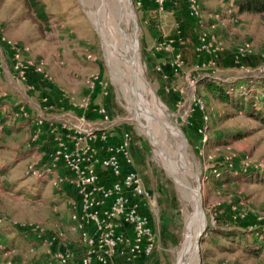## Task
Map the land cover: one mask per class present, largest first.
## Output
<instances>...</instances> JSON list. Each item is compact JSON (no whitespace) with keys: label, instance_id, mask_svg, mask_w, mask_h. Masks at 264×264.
<instances>
[{"label":"rangeland","instance_id":"1","mask_svg":"<svg viewBox=\"0 0 264 264\" xmlns=\"http://www.w3.org/2000/svg\"><path fill=\"white\" fill-rule=\"evenodd\" d=\"M39 1L44 6L40 19L25 0H0V264H52L57 252L71 253L68 264H83L82 258L88 256L84 255L80 231L70 229L76 224L73 214L80 212V205H74L69 215L63 200H53V186L62 182L53 184L56 175L42 165L49 157L42 160L40 156H29L28 161L24 159L13 167L22 150L36 148L40 120L54 112L41 110L40 101L49 102L50 94L35 86L38 75L30 77L34 82L27 89L25 79L30 69L48 82L56 77L65 90L76 91L82 80L98 90L103 88L105 96L121 104L113 111L121 114L127 128L122 139H127L129 151L132 143L138 164L145 170L146 179L132 168L130 157L129 169L141 177L148 192L145 197L129 198H140V211L149 218L153 233L150 251H132L135 231L130 224L115 220L116 228L125 233L122 244L108 254L99 247L102 240L99 243V236L94 234L98 239L97 245L91 246L90 264H177L187 236L197 239V181L202 197L201 233L187 264H264V249L258 250L242 235L226 239L219 234L225 229L217 227L216 222V216L227 218L228 207L238 211L232 213V218L253 212L264 219V179L256 171L264 166V125L244 109L217 100L202 85L210 79L235 92L237 85L242 88L247 82L256 98L258 89L264 92V15L237 13L226 0H195L196 10L191 0H154L162 37L153 41L141 19L147 5L141 0H123L130 4L138 23L135 30L130 15L129 33L137 35L134 88L132 67L123 56L127 39L121 33L125 28L120 22L121 0ZM171 27L175 35L164 34ZM203 38L209 50L200 46ZM4 43L11 47L13 58L17 51L28 64L24 79L14 75ZM35 87L44 95L32 91ZM75 91L70 90L71 100L81 107L88 94ZM196 105L203 108L206 117L192 131L187 126H191L189 119ZM145 107L152 109V116L142 110ZM18 108L23 113H18ZM105 111L110 126L115 117ZM28 112L30 129L5 139L4 127ZM10 113L16 119L8 120ZM136 115L150 131L137 123ZM188 130L192 135L187 134ZM175 131L184 135L183 142L180 132ZM178 151L188 168L178 161ZM69 175H62L65 183H70ZM98 177L99 184L107 186L117 179L104 168L103 176L98 173ZM39 180L40 186L36 187L33 182ZM57 207L59 210L54 209ZM60 212H67L73 222L62 220ZM49 235H55L50 245L44 241ZM100 257L105 261L101 263Z\"/></svg>","mask_w":264,"mask_h":264},{"label":"built area","instance_id":"2","mask_svg":"<svg viewBox=\"0 0 264 264\" xmlns=\"http://www.w3.org/2000/svg\"><path fill=\"white\" fill-rule=\"evenodd\" d=\"M191 1V7L196 10L195 0ZM211 37L213 38V35ZM206 43L203 38L200 46L209 50L210 48ZM12 64L15 71L14 75L19 79H24L28 64L17 51L14 52V58L12 57ZM174 65L178 67L179 63L174 62ZM89 100L90 97L87 95L84 102L81 103V107H84L83 110L86 109ZM18 109H20L18 113H23L22 108ZM97 111L102 115L104 121L108 120L104 107L99 106ZM84 120L85 118L81 117L78 123L74 125L78 134L74 137L73 148H69L63 141L59 142L49 152V164L45 166L47 170L51 171L58 164H61L70 174H68L70 184L80 195V212L73 214V219L76 220L73 227L80 231V242L84 244V255L88 253L87 257L82 258V262L83 264L91 263L90 258L93 254L92 249H94L91 246L92 244L97 245L96 240L98 239L94 234L99 236V243L100 240L103 242L99 244V247L101 246L108 254L117 251V245L122 244L125 233L116 228L115 220L130 224L135 231V239L130 245L132 251L147 254L151 249L153 240V233L148 222L149 218L140 211L141 206H139L138 201L140 198L129 197L135 195H144L145 197L148 192L143 187L141 177L135 171L122 169L121 160L128 164L130 162L127 139H122L119 143L112 145L108 153L100 155L88 142L80 144V140L96 137L98 130V128H92L85 124ZM80 132L82 134H79ZM98 165L107 170L111 176L117 178L109 186L99 184L96 171ZM65 179L57 176L54 183L63 182ZM88 223L92 224L91 228L88 227ZM141 236L145 238L144 242H142ZM44 241L49 245L54 243L55 235L47 236ZM70 254L67 252L55 253L52 264H68ZM98 260L101 263L105 261L102 257ZM80 264L82 263L80 262Z\"/></svg>","mask_w":264,"mask_h":264},{"label":"crops","instance_id":"3","mask_svg":"<svg viewBox=\"0 0 264 264\" xmlns=\"http://www.w3.org/2000/svg\"><path fill=\"white\" fill-rule=\"evenodd\" d=\"M166 26V23L163 21L162 22V27L164 28ZM164 34L171 36L174 34L173 27L169 28ZM175 35V34H174ZM37 76L36 82H38L36 85H39L41 88H43L44 92L48 91L47 93L50 94V100L47 98V103L41 102L40 101V106L41 110H49V111H54L52 112L49 117H44L40 120V129L38 135L39 143L36 146V148L32 151H27V150H22L20 155V158H16V162L13 163V167H17L19 162L23 161H28L29 156H40L42 160H44L46 157H48L49 152L55 148L59 142H65L69 148H73V141L75 135L78 134L76 131V128L74 127L75 124L78 123L81 117H84L86 120V123L91 126L92 128H98L96 131V137L92 139H84L80 140V144H86L87 142L89 145L98 153V154H106L109 152V149L112 145L117 144L121 141L122 139V134L124 133V129H127L126 126L121 122V114L118 115L116 111V108H118L120 105L116 102H112L111 98H108L106 95V91L103 90V88H100V90L97 89V87H93L91 84L86 85L83 80L82 82L80 81L77 90L75 91L74 89H71L72 92L78 93L80 92L82 94L87 93L90 98V105L86 107L85 110H83L81 107L76 106V102L71 100L70 96V90H65L61 84H58L56 77H54V80L52 79L51 81H46L45 76L40 73L37 74L35 73L32 69L28 70V75L27 79H25V85L27 89L30 86V83L34 82V79L32 80L31 78L33 76ZM42 75V76H41ZM31 77V78H30ZM38 77L40 78L39 81L37 80ZM52 78V77H51ZM32 81V82H31ZM33 86V85H32ZM32 89V88H31ZM68 89V88H67ZM79 89V90H78ZM43 90H40L38 87H35L32 89V91H37L40 92V96L44 92ZM66 91V94H65ZM51 101V102H50ZM116 103V104H115ZM103 105L105 109H107L108 113H113V117L115 119V122L109 126V122L104 121L101 117V114L97 111L98 106ZM115 108V109H114ZM114 110V111H113ZM83 111V113H82ZM111 111V112H110ZM87 114V115H85ZM22 115V114H20ZM14 116L12 113L8 115V120L10 118H13ZM16 116V115H15ZM64 116H66L64 118ZM27 118V119H23ZM16 119V118H13ZM30 117H29V112L27 115L20 117V120L13 121L11 124H9L7 127H4V133L6 135L5 139H10L11 135L14 133H20L23 131H28L29 125H30ZM71 120V121H69ZM70 123V124H67ZM72 126V128H70ZM130 145V157H133V167L132 163L128 164L124 161L121 160L123 170L129 169V168H135L140 174H143L145 179H146V174L145 170L143 171L142 168H140L137 158L134 155V152L132 151V143L129 142ZM132 154V155H131ZM47 159V162H43L42 165L47 166L49 164V159ZM46 161V160H45ZM9 164V163H8ZM40 166V163H39ZM144 172V173H143ZM97 173L103 176V168L101 166H97ZM51 174L54 176V174L60 177L65 176L66 174L68 175V172L66 169L61 165L58 164L56 167H54L51 171ZM63 175V176H62ZM30 176H27L29 179ZM65 178V177H63ZM148 180V179H147ZM48 181V180H47ZM40 180L38 182H33L36 187L40 186ZM49 182V181H48ZM64 182V181H63ZM61 183V184H54L55 188V193L53 196V200L58 201V200H63V204H65V207L68 210V213L72 212V208L77 207L81 204V200L79 199V195L75 193L73 187L71 186L70 183ZM148 187V186H147ZM73 190V191H71ZM73 192V193H71ZM70 193L72 195H70ZM62 198V199H61ZM59 201V202H60ZM55 210L59 208H54ZM64 213V212H63ZM68 213L65 212L64 214H61L60 212V217L62 220L65 222L67 221L66 219H69L68 224L72 223L71 217H68ZM89 228L92 227V225H88ZM73 226H70V229H72ZM74 229V228H73ZM124 229V228H123ZM129 234H131V230L128 228L126 229ZM70 247V246H69Z\"/></svg>","mask_w":264,"mask_h":264},{"label":"trees","instance_id":"4","mask_svg":"<svg viewBox=\"0 0 264 264\" xmlns=\"http://www.w3.org/2000/svg\"><path fill=\"white\" fill-rule=\"evenodd\" d=\"M226 1H229L230 9H235L237 13L264 15V0ZM25 2L32 10H34L36 16L39 19L43 18L44 6L42 3H40L39 0H25ZM141 3H143V5H147V7H144L145 9L141 8L142 6L140 5V9H143L141 19L145 22V27L150 36V39L153 41H158L162 37V30L160 28L159 16L156 12L157 8H155V2L154 0H141ZM4 48L6 52H8L9 61L11 60L12 63V56L10 55L11 47H7V45L5 46L4 43ZM45 80L47 81L46 78ZM202 85L217 100L232 105L237 109H244L245 113L264 125V92L262 91V89H258V92L260 94L257 95L256 98L254 96V92H251L249 83L247 82L242 84V88L237 85L235 87V92H232L231 88L227 87L226 84H222L221 82L210 79L204 80L202 82ZM237 88L240 89L238 90ZM244 89L245 93L242 92V90ZM170 90L172 89H169V91ZM176 94L177 92L175 91V98H177ZM202 112H205L203 111L202 107H200L199 105L194 106L192 115L189 119V123L191 126H187L188 129L191 128L192 131H194V128L198 124V121H200V119L203 121L202 117L206 116V114ZM20 116L22 117V115ZM189 132L190 131L188 130L187 134H189ZM215 168L217 169L219 168V166L217 165ZM256 171H258V174L262 175L261 179H264V166L260 167L259 169L257 168ZM227 210L229 212V214L226 215L227 218L222 217V215L216 216L217 227L225 229L224 231H220L219 234L224 235L226 239H236L237 237L239 238V236L236 235H242L247 239L249 238L251 240V243H253V246L255 245V248H258V250L264 249V224L262 223L264 219H258L257 215L253 212H248L246 215L235 216V218H232V213H238L237 209L233 210L228 207ZM17 228L21 229L20 227ZM231 229L234 230L231 231ZM260 235H262V237H260Z\"/></svg>","mask_w":264,"mask_h":264},{"label":"bare ground","instance_id":"5","mask_svg":"<svg viewBox=\"0 0 264 264\" xmlns=\"http://www.w3.org/2000/svg\"><path fill=\"white\" fill-rule=\"evenodd\" d=\"M121 3H122V9H121V13H120L121 14L120 15V22H122L125 25V28L121 29V33L127 39V45L125 43L126 49L124 50V53H123L124 55L123 56L126 59V61L128 62V64L132 67L134 65H137L136 61H133V59H132V51L133 50H135V51L137 50V35L132 37L131 33H129V30H128L127 26H128L129 21H130V13L128 12V7H126V5H128V4L123 3V0H121ZM145 109H142L145 113L150 112L151 116L153 115L152 109H150L148 107H145ZM170 131L172 132L173 130L171 129ZM178 132L179 131H175L174 133L178 134ZM171 167H172V165H171ZM188 231H190V230L188 229ZM191 232H192V230H191ZM189 234L190 233H188V235ZM193 239H194L193 236H192V238L187 236L186 244H185L183 250L181 251V254H180L179 258H178L177 264H186L188 257L191 255V253L192 254L194 253L195 249H194V240Z\"/></svg>","mask_w":264,"mask_h":264},{"label":"water","instance_id":"6","mask_svg":"<svg viewBox=\"0 0 264 264\" xmlns=\"http://www.w3.org/2000/svg\"><path fill=\"white\" fill-rule=\"evenodd\" d=\"M128 10H129V13H130V15L134 18V16H133V11H132V9H131V7H130V4L128 3ZM134 20H135V30H137V28H138V23H137V21H136V19L134 18ZM135 35H136V33H135ZM132 53H133V61H135V59H136V54H135V50H133L132 51ZM132 84H133V87L134 88H136L135 86H136V73H135V68H134V66H132ZM137 116V115H136ZM137 123L140 125V126H142V127H144V128H146L145 127V125L144 124H142L141 123V121L139 120V118H138V116H137ZM146 129H148V128H146ZM149 130V129H148ZM150 131V130H149ZM180 132V131H179ZM180 134H181V137H182V142H183V139H184V135L180 132ZM150 137H151V135H150ZM157 143V140L155 141V144ZM158 149L160 150V151H162L161 150V148L158 146ZM177 159H178V161H180L184 166H186V164L180 159V153H179V151L177 152ZM187 167V166H186ZM188 168V167H187ZM190 171H191V173L192 174H194L195 175V177H196V179L198 180V176L195 174V172L193 171V170H191V169H189ZM195 197H196V199H195V201H196V208H195V223H196V225H197V239L194 241V247L196 248V246H197V244H198V241H199V239H198V237H199V235H200V227H199V224H200V222H201V218H202V197H201V186H200V183L197 181V186L195 187ZM192 256V253H191V255L188 257V259H187V262H186V264L188 263V261H189V259H190V257Z\"/></svg>","mask_w":264,"mask_h":264}]
</instances>
